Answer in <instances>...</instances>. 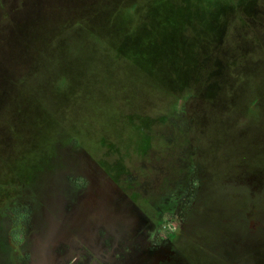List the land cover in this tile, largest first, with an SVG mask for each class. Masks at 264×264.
<instances>
[{"label": "rangeland", "instance_id": "1", "mask_svg": "<svg viewBox=\"0 0 264 264\" xmlns=\"http://www.w3.org/2000/svg\"><path fill=\"white\" fill-rule=\"evenodd\" d=\"M206 2L0 0V264L11 263L17 201L34 230L45 206L69 209L49 182H64L53 170L72 142L113 179L128 168L141 190L170 182L180 195L185 165L206 176L168 264H264V0ZM247 175L260 176L255 192ZM106 181L119 218L105 219L127 225L130 214L133 240H151L149 221Z\"/></svg>", "mask_w": 264, "mask_h": 264}, {"label": "flooded vegetation", "instance_id": "2", "mask_svg": "<svg viewBox=\"0 0 264 264\" xmlns=\"http://www.w3.org/2000/svg\"><path fill=\"white\" fill-rule=\"evenodd\" d=\"M75 145L72 142L70 146L61 151L63 152L64 160H71V163L68 164V162L64 161V164H56L57 168L53 170L54 173H60L59 176L64 182H58V184L52 181L49 182L52 184L51 188H64L65 197L57 196V198L58 202H63L66 199L65 204H71L69 209L61 208L60 210L58 207V211H56L52 207L49 210L50 212H48V208L45 206L46 214L43 219L39 220L40 227H36L34 230V221L30 212L24 213V205L26 204L24 201H17V212L14 213L15 216L10 220L11 229L10 231H6V235L8 233L6 237L7 256L11 260L10 264H125L129 260L132 261L134 258L133 252L136 250L141 254L143 253L138 259L144 260L146 259L144 257L145 251L163 250L166 247L168 250L164 251V259L159 264H168V261L177 252L176 244L179 245L182 242L187 232L188 224L185 211L194 204L200 191H204L206 176H199L198 173H195V164L194 166L191 164L185 165L184 168L188 172L186 175L189 177V182L187 190L181 191L180 195L171 190L172 185L170 182H166L168 183L165 186L167 189L162 194L153 188L149 190L148 187L141 190V187L137 185V176L130 177L127 173L129 171L128 168L122 172L120 171L117 177L113 179L95 160L86 153H83L80 147L75 149ZM63 165L65 166L63 167ZM140 168L144 169L146 166L143 168L142 164H140ZM131 172L136 171L131 170ZM101 176H104L106 180L114 185L121 197H126L137 207L143 218L149 221L147 222L152 232L151 240L146 242L133 240L135 232L138 231L137 228L141 227H135L134 233L129 232L131 228H129L128 224L118 225L113 222L111 223V218L107 220L105 219V215L98 212V210H101V207L97 204L98 197L103 193L113 194L110 184L107 181L103 182ZM127 176H129L128 179L126 178ZM256 177L247 175L238 179L247 183L251 192H255L261 184L260 176ZM52 178H54V175ZM161 183L162 187H164L163 185L165 184ZM173 184H176V182ZM143 185L147 186L148 184L144 182ZM88 193L90 194L88 195ZM83 205L92 210V213L86 217L62 213V210L69 211L74 206L82 209ZM248 209L251 210L246 214V228L249 232H252L255 224L253 220H250L251 225L250 227L248 226L249 220L247 218H250L252 208ZM130 219L132 218L129 214L127 215L129 224L134 221ZM113 221L115 220L113 219ZM78 222L83 223L84 228L87 227L83 232L80 230L81 235H79V230L76 228ZM166 222L168 224L174 223L175 226L169 228L166 226ZM60 228L65 231V238L57 240L56 232L58 230L59 233ZM90 228L102 231L108 241V246L97 249L91 241ZM122 235L125 236L126 241L122 243V248L118 252V238ZM28 243L30 249L23 250L24 245L26 246ZM47 253H51L52 258L55 260L45 262L44 258L47 256Z\"/></svg>", "mask_w": 264, "mask_h": 264}, {"label": "water", "instance_id": "3", "mask_svg": "<svg viewBox=\"0 0 264 264\" xmlns=\"http://www.w3.org/2000/svg\"><path fill=\"white\" fill-rule=\"evenodd\" d=\"M101 177H102L103 182H106V179L104 178V176H101ZM113 195L104 194L103 193L102 195H100L98 197L97 204L101 207V210H98V212L102 213V215H105V217L107 215L113 216L114 217L113 219L118 223L119 216L116 218V216L114 214V211H112L113 210L112 209L113 205L111 206V204H109L110 201H111L110 199L114 198ZM113 208H115V207H113ZM90 211L91 212H89V209L86 208L83 205L82 209L74 206L73 209H71L69 211L62 210V213L76 214L77 217H82V215L86 217L88 214L92 213V210H90ZM132 219L134 220V217ZM132 219H130V220H132ZM134 222L135 221H133L132 223L130 222V224L127 222L128 225H131L130 228H131V230H133V233H134V228H135L134 227V224H135ZM76 228H77V230H79V235L82 234V233L80 234V232H81L80 230H82V232H83L84 229H87V227H85V228L83 227V223H79V222L77 223ZM56 233H57V240H59L60 238H62V239L65 238V236H64L65 231L63 229L60 228L59 229V233H58V230H57ZM62 239H60V240H62ZM167 250L168 249L166 247V249H163V250H148V251H145L144 257L146 259H144V260L138 259V258H140L142 256L143 253L141 254L139 251L136 250L135 252H133V257L134 258L132 259V261L129 260L128 262H125V264H159L164 259V256H163L164 251H167ZM70 254H71V252H70ZM52 257L53 256L51 255V253H47V256L44 258V261L45 262L46 261L47 262H51L50 260L54 259Z\"/></svg>", "mask_w": 264, "mask_h": 264}, {"label": "trees", "instance_id": "4", "mask_svg": "<svg viewBox=\"0 0 264 264\" xmlns=\"http://www.w3.org/2000/svg\"><path fill=\"white\" fill-rule=\"evenodd\" d=\"M208 1H210V4H208ZM217 1H221V0H207L206 5L208 4V5H212V6H215V7L216 6H221V5H215Z\"/></svg>", "mask_w": 264, "mask_h": 264}]
</instances>
